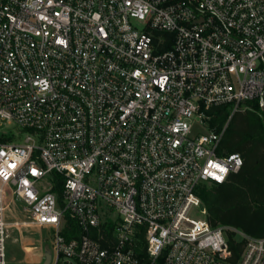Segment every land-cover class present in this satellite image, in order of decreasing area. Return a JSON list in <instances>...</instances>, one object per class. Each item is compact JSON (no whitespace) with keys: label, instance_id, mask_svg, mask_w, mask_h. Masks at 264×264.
<instances>
[{"label":"built area","instance_id":"1","mask_svg":"<svg viewBox=\"0 0 264 264\" xmlns=\"http://www.w3.org/2000/svg\"><path fill=\"white\" fill-rule=\"evenodd\" d=\"M221 105L264 115V0H0V264L13 226L50 264H264L199 194L243 165Z\"/></svg>","mask_w":264,"mask_h":264},{"label":"trees","instance_id":"2","mask_svg":"<svg viewBox=\"0 0 264 264\" xmlns=\"http://www.w3.org/2000/svg\"><path fill=\"white\" fill-rule=\"evenodd\" d=\"M210 125L218 130L226 124L222 144L229 151L240 152L243 165L226 181L204 185L199 194L207 205L208 218L214 226H235L248 234L264 236V115L254 109L238 110L231 114L230 105L209 110ZM63 233L77 236L79 229L68 218ZM229 244L236 260L243 241L229 233Z\"/></svg>","mask_w":264,"mask_h":264},{"label":"rangeland","instance_id":"3","mask_svg":"<svg viewBox=\"0 0 264 264\" xmlns=\"http://www.w3.org/2000/svg\"><path fill=\"white\" fill-rule=\"evenodd\" d=\"M255 109V107H254ZM258 112V111H257ZM232 114V112H231ZM7 132L20 130L18 125H9ZM23 140L24 133L21 135ZM11 223L14 222L10 214ZM7 241V257L9 264H42L45 260V253L52 250V231L47 229H38L32 226L10 228ZM25 245H31L33 249L30 252L24 250ZM70 264H77L72 261Z\"/></svg>","mask_w":264,"mask_h":264},{"label":"water","instance_id":"4","mask_svg":"<svg viewBox=\"0 0 264 264\" xmlns=\"http://www.w3.org/2000/svg\"><path fill=\"white\" fill-rule=\"evenodd\" d=\"M52 260V254L51 252H46L45 253V260L43 261L42 264H50Z\"/></svg>","mask_w":264,"mask_h":264},{"label":"bare ground","instance_id":"5","mask_svg":"<svg viewBox=\"0 0 264 264\" xmlns=\"http://www.w3.org/2000/svg\"><path fill=\"white\" fill-rule=\"evenodd\" d=\"M32 249H33V247L31 245H25V247H24V250L26 252H30Z\"/></svg>","mask_w":264,"mask_h":264}]
</instances>
